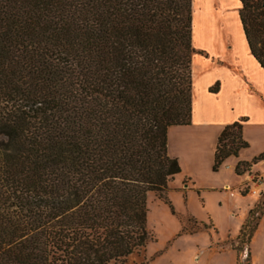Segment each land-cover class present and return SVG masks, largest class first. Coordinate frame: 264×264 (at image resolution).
<instances>
[{
    "label": "trees",
    "instance_id": "16d2710c",
    "mask_svg": "<svg viewBox=\"0 0 264 264\" xmlns=\"http://www.w3.org/2000/svg\"><path fill=\"white\" fill-rule=\"evenodd\" d=\"M239 1L264 70V0ZM191 23L192 0H0V264H124L152 240L147 196L181 172L169 128L191 125ZM247 148L226 126L214 169Z\"/></svg>",
    "mask_w": 264,
    "mask_h": 264
},
{
    "label": "rangeland",
    "instance_id": "374dc122",
    "mask_svg": "<svg viewBox=\"0 0 264 264\" xmlns=\"http://www.w3.org/2000/svg\"><path fill=\"white\" fill-rule=\"evenodd\" d=\"M209 1L201 0L207 12L197 19L199 25L196 24L194 29L198 35L199 33L203 35L201 25L203 26L204 16L230 14L220 20L225 24V29L223 24H219V30L224 29L223 32L217 28L219 19H214L213 25L206 29L203 35L206 39L201 41L204 49L194 46L191 40V47L194 50L192 63L193 58L198 62L202 55L206 56L199 50L219 51V46L213 41L222 40L225 34H229L224 37V41L229 42L228 48L232 46L238 50L243 47L241 42L244 35L237 14L234 10L230 12L227 9L231 4L220 0L223 2L220 7L216 5V0ZM194 9L192 0L191 30ZM196 11L198 12V9ZM198 38L199 36L197 44ZM197 53L202 54L198 55L200 58L194 57ZM200 62L207 64L201 60ZM192 63V82L194 77L196 80L195 103L197 106L205 105L207 103L205 99L198 98L197 95L201 80L206 75L198 79L199 74L205 67L199 63ZM214 63L237 69L232 61L214 59ZM244 135L250 144L243 153L246 157L264 151V126L247 127ZM178 138L172 135L171 148L168 151L171 157L179 150ZM190 142L191 139L188 137L183 145V152H179L181 159L177 157L181 172L169 183L168 201L159 200L154 193L147 196V229L152 240L144 249L129 256L124 264H264V214L259 219L255 217L251 222L250 227L258 225L252 238L248 239V236L239 238L243 226L249 220L250 211L264 203V170L255 171L251 164L245 170L241 168V174H237L236 169L229 168L232 157L215 170V157L211 156L212 140L208 138L206 142L198 143L202 147L196 145L197 142ZM217 143L218 140L216 146ZM225 183H230V188H223ZM255 191L258 193L256 196L253 195ZM249 193L253 196H247ZM255 200L256 202L252 204Z\"/></svg>",
    "mask_w": 264,
    "mask_h": 264
},
{
    "label": "crops",
    "instance_id": "0c3cea01",
    "mask_svg": "<svg viewBox=\"0 0 264 264\" xmlns=\"http://www.w3.org/2000/svg\"><path fill=\"white\" fill-rule=\"evenodd\" d=\"M211 1V0H210ZM209 1V2H210ZM231 4V7L227 9L236 12L239 23L243 32V47L235 50L232 46L228 48V41H224V37L229 34H225L222 36V40L213 41L212 39H207L208 41H213L215 45L219 46L218 50H212L211 52H205L203 50H199L200 52H204L206 56H203L200 53H197L194 57L201 56L202 62H207V64H203L196 58H193V63H199L205 67V69L199 74V78L206 74L201 80V86L199 87V92L197 93L198 98H204L207 102L205 105L197 106L195 103L196 97V83L195 77L193 79V106H192V119L191 125L189 126H173L169 128L168 131V151L171 148L172 135L179 137L178 143L179 150L174 153L173 158L181 159V154L179 152H183V145L187 142V138L190 137V143H196V145H200L198 143L206 142L207 139H211V156L216 153V142L224 130V128L230 124L235 122L243 121V138L247 141V137L244 135L247 127H262L264 126V70L261 68L259 63L252 56L244 31L241 24L239 10L241 8V2L239 0H224ZM216 5H222V1L216 0ZM198 5V6H197ZM208 9L210 8L208 4ZM194 14H193V44L194 46H200L203 49L205 46L202 44V39L204 32L206 29H209L213 25L214 19H219V23L217 24L218 31L219 24H225L220 20L228 14L220 13L218 15L209 16L206 15L203 17V26L201 25V29L203 30V35L194 29L196 28V24H198V20L202 16V14L207 12L204 4H201V0H194ZM231 8V9H230ZM234 8V9H233ZM198 9V12L196 11ZM199 25V24H198ZM221 30L220 32L224 31ZM198 43L197 44V37ZM203 37V38H202ZM206 39V38H205ZM206 49H208L206 47ZM200 58V57H199ZM214 59H223L227 61H232L236 65L237 69H231L229 67L220 66L214 63ZM207 65V66H206ZM207 69V71H206ZM195 74L193 73V76ZM200 83V80H199ZM218 84V92L211 93L210 89ZM191 132V133H189ZM188 133V134H187ZM195 139V140H194ZM190 141V140H188ZM248 142V141H247ZM218 144V143H217ZM249 144V142H248ZM201 146V145H200ZM250 146V144H249ZM202 147V146H201ZM246 150V149H245ZM178 152V153H177ZM244 150H242L239 156L231 158V167L230 169H236L237 165L240 162L251 163L254 158L258 157L264 151L257 152L255 155L251 157H246L244 154ZM170 154V153H169ZM178 160V161H179ZM180 164V163H179ZM253 170L259 171L264 170V161H261L257 164H253ZM230 183H225L223 188H230ZM235 186V185H234ZM258 193H253L256 196ZM253 196L252 194H247V196ZM256 200L253 203H255Z\"/></svg>",
    "mask_w": 264,
    "mask_h": 264
},
{
    "label": "built area",
    "instance_id": "2783aa9c",
    "mask_svg": "<svg viewBox=\"0 0 264 264\" xmlns=\"http://www.w3.org/2000/svg\"><path fill=\"white\" fill-rule=\"evenodd\" d=\"M254 193H256V191Z\"/></svg>",
    "mask_w": 264,
    "mask_h": 264
}]
</instances>
